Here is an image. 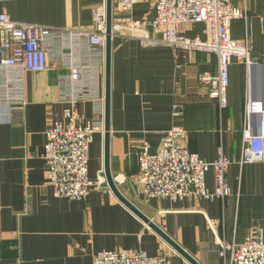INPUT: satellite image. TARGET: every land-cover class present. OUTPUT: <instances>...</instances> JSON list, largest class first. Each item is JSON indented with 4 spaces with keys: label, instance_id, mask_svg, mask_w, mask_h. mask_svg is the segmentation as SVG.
Listing matches in <instances>:
<instances>
[{
    "label": "crops",
    "instance_id": "1",
    "mask_svg": "<svg viewBox=\"0 0 264 264\" xmlns=\"http://www.w3.org/2000/svg\"><path fill=\"white\" fill-rule=\"evenodd\" d=\"M247 10L232 21L236 40L251 36L254 64L233 60L228 106L222 109L198 80L217 72V57L168 46L143 47L136 38L115 34L111 60L110 169L122 194L200 264H222L220 245L241 243L249 235L264 237V162L240 167L241 143L247 123L245 100L264 99V0H231ZM106 0H0L20 22L56 28H93L94 10ZM135 19L153 18L148 3H138ZM121 15L114 12V22ZM185 36L206 37L204 23L181 28ZM68 64L50 54L49 67L24 74L25 106L0 107V264H93L103 250L165 253L174 264L186 260L110 189L105 177V132L94 135L89 152V177L97 183L85 200L58 198L47 178L42 157L51 119L61 116L60 79L69 64H91L100 72L97 96L78 102L79 112L105 121L106 60L91 56L86 41L74 48ZM67 92L75 84L66 82ZM182 109L175 116L174 105ZM176 126L188 130L191 152L211 162L223 147L232 164L226 179L232 194L173 202L146 198L136 182L138 150L148 142L156 152L165 134ZM214 192V170L206 175ZM189 263V262H188Z\"/></svg>",
    "mask_w": 264,
    "mask_h": 264
},
{
    "label": "built area",
    "instance_id": "2",
    "mask_svg": "<svg viewBox=\"0 0 264 264\" xmlns=\"http://www.w3.org/2000/svg\"><path fill=\"white\" fill-rule=\"evenodd\" d=\"M138 3H148L153 18L135 19L131 15ZM121 18L113 23V33L136 38L143 47L168 46L175 50L214 54L217 72H202L198 80L222 109L228 106L230 65L237 60L252 67L254 56L251 36L236 40L231 35L232 21L247 18V10L231 0H114V12ZM106 5L94 10L93 28H56L12 19L0 14V107L25 106L24 74L48 69L50 54L66 64L67 56L81 41H86L91 56L106 60ZM204 23L206 37H189L181 33L184 25ZM68 74L60 79L61 99L66 107L55 116L46 130L42 157L47 163V178L58 198L85 200L93 187L104 183L100 176L95 182L89 177V152L94 135L105 132V121L91 120L82 115L78 102L99 93L100 72L91 64H69ZM66 82L75 84L67 92ZM247 123L244 129L240 167L264 162V99L246 96ZM175 116L182 114L174 105ZM188 130L176 126L169 130L156 152L143 142L138 150L139 172L136 182L148 199L164 198L173 202L204 198L225 199L232 194L226 173L232 160L223 147L218 157L209 162L186 145ZM214 170L215 190L206 185V175ZM222 264H264V237L249 235L241 243H219ZM93 264H174L165 254L149 255L144 251L103 250L94 254ZM185 264H190L187 261Z\"/></svg>",
    "mask_w": 264,
    "mask_h": 264
},
{
    "label": "water",
    "instance_id": "3",
    "mask_svg": "<svg viewBox=\"0 0 264 264\" xmlns=\"http://www.w3.org/2000/svg\"><path fill=\"white\" fill-rule=\"evenodd\" d=\"M114 0H106V89H105V177L112 192L127 207L143 219L154 231H156L170 246H172L190 264H200L189 252L181 247L173 238L157 226L139 208L131 203L119 190L115 178L110 169V137H111V60L113 42V19H114Z\"/></svg>",
    "mask_w": 264,
    "mask_h": 264
},
{
    "label": "rangeland",
    "instance_id": "4",
    "mask_svg": "<svg viewBox=\"0 0 264 264\" xmlns=\"http://www.w3.org/2000/svg\"><path fill=\"white\" fill-rule=\"evenodd\" d=\"M113 9H114V5H113ZM113 21H114V19H113ZM114 23V22H113Z\"/></svg>",
    "mask_w": 264,
    "mask_h": 264
}]
</instances>
